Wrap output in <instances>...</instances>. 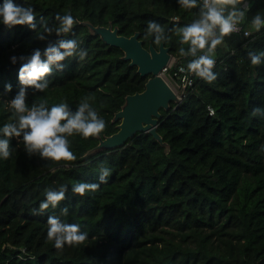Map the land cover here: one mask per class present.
Listing matches in <instances>:
<instances>
[{
	"label": "trees",
	"instance_id": "16d2710c",
	"mask_svg": "<svg viewBox=\"0 0 264 264\" xmlns=\"http://www.w3.org/2000/svg\"><path fill=\"white\" fill-rule=\"evenodd\" d=\"M13 2L34 8L37 29L0 24V126L10 122L8 101L20 87V64L9 57L46 47L35 39L41 18L56 26L55 16L70 12L79 23L63 38L81 42L88 55L63 61V72L53 70L45 92L28 88L27 103L66 102L75 111L88 96L106 128L97 138L69 137L77 159L59 164L29 157L20 138L10 140V158L0 159V264H264V117L251 115L254 107L264 108V63L253 66L248 55L264 52V28L225 37L216 50L217 80H195L181 102L160 108L162 142L137 131L124 145L100 148L99 140L118 130L114 114L126 96L143 90L150 75H141L90 24L111 25L126 36L138 32L145 47H158L152 36L146 38L147 23L155 20L169 36L164 44L170 53L187 61L170 30L190 23L198 9L184 10L177 0ZM251 3L244 27L254 14L264 15V0ZM101 167L111 169L108 183L84 197L71 192L77 181L97 182ZM61 185L68 187V198L33 215L45 190ZM64 207L67 216L61 215ZM49 215L80 224L88 239L55 249L46 239Z\"/></svg>",
	"mask_w": 264,
	"mask_h": 264
},
{
	"label": "clouds",
	"instance_id": "9594fccd",
	"mask_svg": "<svg viewBox=\"0 0 264 264\" xmlns=\"http://www.w3.org/2000/svg\"><path fill=\"white\" fill-rule=\"evenodd\" d=\"M177 4L187 11L198 9L190 23L178 25L170 30L179 37L181 45L178 50L179 56L187 60L186 65L179 68V72L184 74L183 80L186 85L191 84L189 76L212 84L218 77V73L213 69L220 61L216 50L225 43V37L239 33L241 25L244 27L243 23L252 7L251 0H177ZM36 20L34 8L31 6L18 5L13 0H3L0 4V24L9 30L15 26H27L28 29L35 31ZM41 20L42 31L37 32L35 39L45 42L46 47L35 48L28 55L9 57L12 65L20 64L17 74L20 87L8 101L12 112L10 122L0 126V159L10 158L12 154L10 140L20 138L29 157L36 156L57 164L62 161L72 162L77 157L71 151L69 137L79 135L85 140L90 137L97 138L105 130L106 122L92 107L90 103L92 98L88 96L80 100L75 111L66 102L51 107L46 106V101L28 105V88H32L34 92H45L49 87L48 78L52 76L53 70L63 72L65 67L63 61L70 57H78L83 61L88 55L87 49L80 47L81 42L63 38L72 32L75 24L79 23L70 12L64 15L57 14L56 26H49L43 22V18ZM245 27H249L246 36L260 32L264 28V15L254 14L249 25ZM53 35L57 37L55 41L50 39ZM147 36H152L156 45L169 39L164 27L155 20L147 23L146 38ZM184 45H187V48ZM248 55L253 66L264 63V52L260 54L249 52ZM4 90L11 92V84L4 85ZM209 111L214 115V109L209 108ZM251 115L264 117V108L254 107ZM261 150L264 151V146ZM110 175V168L101 167L97 182L77 181L72 185L71 192L80 197L95 193L102 184L108 183ZM67 192L66 185H61L58 190L46 189L45 199L39 203L38 209L32 210V214L41 215L50 207L57 208L68 198ZM61 215H68V207L61 210ZM46 239L53 243L55 249L62 251L66 245L69 247L83 245L88 239V233L81 231V225L78 223H66L59 216L49 215Z\"/></svg>",
	"mask_w": 264,
	"mask_h": 264
},
{
	"label": "water",
	"instance_id": "95a60500",
	"mask_svg": "<svg viewBox=\"0 0 264 264\" xmlns=\"http://www.w3.org/2000/svg\"><path fill=\"white\" fill-rule=\"evenodd\" d=\"M90 26L106 43L120 47L124 51V57L130 60L131 65L137 66L141 75H150L143 90L128 94L122 108L114 114V120L120 119L118 130L101 138L96 147L102 142H105L106 148L124 145L137 131L150 132L162 142V137L157 132L160 108H168L171 102H180L160 73L172 57L169 46L162 42L158 47L152 43L145 47L138 32L126 36L119 34L117 28L111 25Z\"/></svg>",
	"mask_w": 264,
	"mask_h": 264
},
{
	"label": "built area",
	"instance_id": "2783aa9c",
	"mask_svg": "<svg viewBox=\"0 0 264 264\" xmlns=\"http://www.w3.org/2000/svg\"><path fill=\"white\" fill-rule=\"evenodd\" d=\"M240 28H241V31L239 33H242L244 36H246L245 33L249 31V27H243L241 25ZM186 63H187L186 61L180 58L171 57L169 63L166 66H164L162 71L160 72L161 75L167 81V83L174 90L179 100H182L188 94L195 80H200L197 77L189 76V80H191V84H187V85L185 84L183 80L184 74L179 72V68L181 66L186 65ZM172 70L174 71L172 72ZM209 108L213 109L210 105H208V111H209ZM209 114H211L210 111H209Z\"/></svg>",
	"mask_w": 264,
	"mask_h": 264
},
{
	"label": "rangeland",
	"instance_id": "374dc122",
	"mask_svg": "<svg viewBox=\"0 0 264 264\" xmlns=\"http://www.w3.org/2000/svg\"><path fill=\"white\" fill-rule=\"evenodd\" d=\"M174 57H175V56H174ZM174 57H173V58H174ZM105 145H106L105 142H102L101 145H99V147H104Z\"/></svg>",
	"mask_w": 264,
	"mask_h": 264
},
{
	"label": "crops",
	"instance_id": "0c3cea01",
	"mask_svg": "<svg viewBox=\"0 0 264 264\" xmlns=\"http://www.w3.org/2000/svg\"><path fill=\"white\" fill-rule=\"evenodd\" d=\"M222 46V45H221Z\"/></svg>",
	"mask_w": 264,
	"mask_h": 264
}]
</instances>
